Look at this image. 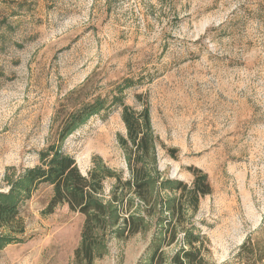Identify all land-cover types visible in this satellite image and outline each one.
<instances>
[{"label":"rangeland","instance_id":"1","mask_svg":"<svg viewBox=\"0 0 264 264\" xmlns=\"http://www.w3.org/2000/svg\"><path fill=\"white\" fill-rule=\"evenodd\" d=\"M114 95L148 110L156 185L190 187L189 168L207 176L211 194L184 212L185 228L205 237V260L241 264L247 240L264 249V0H3L1 191L38 165L63 115ZM113 105L62 142L83 176L113 174L102 182L104 203L118 176L131 177ZM163 184L160 199L178 198ZM51 195L44 185L25 201L21 242L0 250V264H74L84 219L67 205L48 213ZM151 221L147 232L111 239L93 264H147L160 228Z\"/></svg>","mask_w":264,"mask_h":264},{"label":"trees","instance_id":"2","mask_svg":"<svg viewBox=\"0 0 264 264\" xmlns=\"http://www.w3.org/2000/svg\"><path fill=\"white\" fill-rule=\"evenodd\" d=\"M108 99L107 96L103 99L98 97L63 115L56 141L37 154L38 165L26 169L13 183L7 185L6 191L0 189V250L21 242L17 237L23 232L21 208L38 187L46 185L52 189L47 204L48 213L60 205H67L70 212L78 213L84 219L80 243L73 255L74 264H93L107 254V243L111 239L147 232L153 218L159 222L157 225L160 228L150 242L147 264H209L205 260L208 251L205 237L193 228L186 229L184 226V212H195L200 199L211 194L207 176L200 169L189 168L192 174L190 187L180 182L160 183V187L156 185L152 176V172H156L155 145L147 109L134 112L122 104L120 97H112L111 103L116 104L113 106H120L122 110L126 140L119 141L126 150L131 177L125 181L117 177L107 203L100 200L99 196L104 189L103 180L112 178L113 174L102 167L92 169L85 177L79 172L74 159L63 152L62 142L74 129L90 116L110 108ZM149 165L152 168L148 171ZM162 184L167 185L170 191L179 192L178 198L167 201L160 199L158 189ZM130 195L139 202L137 205L129 198ZM132 209L133 212H130ZM171 245L178 248L168 258L164 249ZM241 251L240 255L245 256L241 264H264V249L260 250L247 240Z\"/></svg>","mask_w":264,"mask_h":264}]
</instances>
